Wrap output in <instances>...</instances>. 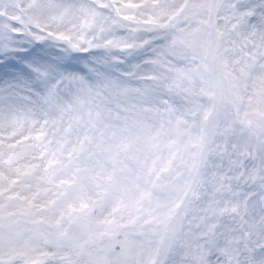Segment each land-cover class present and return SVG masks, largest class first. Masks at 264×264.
Here are the masks:
<instances>
[{
    "label": "snow or ice",
    "instance_id": "snow-or-ice-1",
    "mask_svg": "<svg viewBox=\"0 0 264 264\" xmlns=\"http://www.w3.org/2000/svg\"><path fill=\"white\" fill-rule=\"evenodd\" d=\"M0 264H264V0H0Z\"/></svg>",
    "mask_w": 264,
    "mask_h": 264
}]
</instances>
